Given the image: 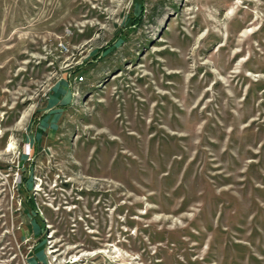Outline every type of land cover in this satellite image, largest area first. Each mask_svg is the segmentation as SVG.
<instances>
[{"label": "rangeland", "instance_id": "1", "mask_svg": "<svg viewBox=\"0 0 264 264\" xmlns=\"http://www.w3.org/2000/svg\"><path fill=\"white\" fill-rule=\"evenodd\" d=\"M0 264H264V0H0Z\"/></svg>", "mask_w": 264, "mask_h": 264}, {"label": "built area", "instance_id": "2", "mask_svg": "<svg viewBox=\"0 0 264 264\" xmlns=\"http://www.w3.org/2000/svg\"><path fill=\"white\" fill-rule=\"evenodd\" d=\"M78 81H80V82L83 81V78L82 77H79L78 78Z\"/></svg>", "mask_w": 264, "mask_h": 264}]
</instances>
